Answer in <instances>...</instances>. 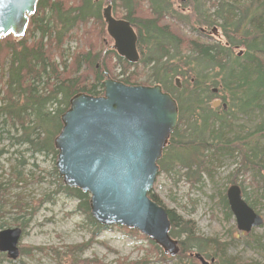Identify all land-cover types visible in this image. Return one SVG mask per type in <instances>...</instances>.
<instances>
[{
    "label": "trees",
    "instance_id": "16d2710c",
    "mask_svg": "<svg viewBox=\"0 0 264 264\" xmlns=\"http://www.w3.org/2000/svg\"><path fill=\"white\" fill-rule=\"evenodd\" d=\"M107 2L111 9L124 8L121 17L137 34V61L130 62L119 56L113 47L107 52L116 57L121 67L123 76L119 80L128 85L158 83L177 102L178 122L157 161L159 172L171 173L178 168L185 179L193 183L205 172L211 174L214 162L227 156L235 161L230 182L238 181L244 190L249 178L264 194V119L260 118L254 126L238 122L240 117L250 118L255 111L264 114V0H181L180 9L190 10L194 23L174 7L172 0ZM144 2H147L146 8H143ZM100 9V0L72 3L38 0L27 28L39 31L36 40L26 42L21 37L14 41L10 35L0 39V53L4 44L10 51L0 117L19 123L22 132L16 141L26 143L36 153L56 157L53 138L62 127L60 116L68 108L72 95L79 92L92 96L103 94L102 84L108 68L105 59L100 61L97 53L81 51L72 58L70 69L62 61L54 60L55 55L60 59L63 43L79 24L86 25L91 19L98 25L102 23ZM207 27L216 33L219 28L222 40L204 39ZM82 64L84 71L80 68ZM130 68L133 71H129ZM172 79L177 84L172 85ZM40 81L45 83L44 91L37 90ZM170 86L175 89L174 93ZM211 87L216 89L226 107L207 105L206 101L213 95ZM53 171L61 179L56 167ZM60 187L64 194L78 199L76 207L85 214L93 236L107 228L91 217L87 192L62 182ZM148 195L163 205L153 190ZM220 201L226 217H231L225 194ZM166 211L171 226L169 235L178 239L180 247L172 257L178 259L177 264H200L190 252H197L205 259L214 257L213 264H258L252 260L239 261L234 256L225 258L228 243L199 235L191 220L183 219L174 210L166 208ZM23 222L21 227L27 220ZM119 228L130 235H143L134 228L122 225ZM144 238L161 257L170 258L152 240ZM29 250L27 248L28 253ZM21 253L24 249L19 250ZM89 262L104 264L95 260ZM145 263L147 260L143 258L116 260L115 264Z\"/></svg>",
    "mask_w": 264,
    "mask_h": 264
},
{
    "label": "rangeland",
    "instance_id": "374dc122",
    "mask_svg": "<svg viewBox=\"0 0 264 264\" xmlns=\"http://www.w3.org/2000/svg\"><path fill=\"white\" fill-rule=\"evenodd\" d=\"M75 1L68 0L69 3ZM107 1L100 0V12L109 4ZM172 1L174 7L194 23L191 11L180 9L181 0ZM146 5L147 2H144L143 8ZM123 12L122 6L111 9L115 18H121ZM211 27L204 28V39L222 40L221 30L218 28L216 33ZM38 36V30L27 29L22 38L31 42ZM17 39L12 38L14 41ZM112 42V38L106 34L103 19L99 25L91 19L86 25L79 24L74 28L62 45L60 59L55 55L54 60L57 63L62 61L68 68L76 54L81 51L94 52L98 54L100 61L105 59V67L108 68L106 75L119 80L123 76L120 73L121 67L116 62V57L107 55L108 50L113 47ZM1 47L0 103L10 63L9 48L5 44ZM80 68L84 71L83 64ZM129 71L133 69L130 68ZM174 84L177 83L172 79V85ZM36 86L38 91H44L45 83L40 81ZM170 87L174 93L175 89ZM180 88L178 81V89ZM212 88L214 89H210ZM212 93L206 101L208 106L216 98L221 100L217 91L212 90ZM54 107L55 104L52 105ZM251 115L250 118L240 117L238 122L254 126L260 118L264 119V114L260 111ZM19 125L14 119L0 117V229L19 226L23 231L18 243L19 250L24 249V253L18 259L10 261L5 253L0 252V264H93L89 262L92 260L115 264L116 260L132 261L143 258L147 260L145 264H177V258L161 257L150 248L144 238L146 235H130L118 225H109L93 236L85 214L76 207L78 199L67 196L61 190L62 178L56 177L53 171L56 157L36 153L26 143L16 141L22 132ZM234 162L231 157L218 158L210 168L211 174L205 172L199 181L193 183L186 180L178 168L171 173L158 171L151 190L166 208L174 210L183 219L191 220L199 235L218 238L228 243L223 255L225 258L234 256L239 261L252 260L264 264V224L251 228L248 233L240 232L233 216L226 217L220 201L228 186L239 185L238 181L231 183L229 180L233 175ZM250 180L246 179L244 184H249H243L244 190L239 185L240 190L246 193H242L243 197L264 218L263 191L255 183L251 184ZM25 219L27 223L21 227ZM27 248L30 249L29 253Z\"/></svg>",
    "mask_w": 264,
    "mask_h": 264
},
{
    "label": "water",
    "instance_id": "95a60500",
    "mask_svg": "<svg viewBox=\"0 0 264 264\" xmlns=\"http://www.w3.org/2000/svg\"><path fill=\"white\" fill-rule=\"evenodd\" d=\"M37 2L0 0V38L9 34L21 38ZM101 14L116 53L137 61L133 26L115 18L111 4ZM102 85V95H72L60 116L62 127L53 138L58 176L63 185L88 193L90 215L97 223L134 228L174 257L180 247L178 239L169 235L166 208L148 193L158 175L157 161L178 122L177 102L158 83L128 85L106 75ZM217 105L219 100L211 102ZM226 199L237 229L249 232L262 224L261 215L243 199L238 184L227 187ZM21 236L20 227L0 229V252L16 259ZM194 257L200 264L214 261L198 253Z\"/></svg>",
    "mask_w": 264,
    "mask_h": 264
},
{
    "label": "flooded vegetation",
    "instance_id": "af4514ba",
    "mask_svg": "<svg viewBox=\"0 0 264 264\" xmlns=\"http://www.w3.org/2000/svg\"><path fill=\"white\" fill-rule=\"evenodd\" d=\"M261 217H262V224H264V222H263L264 218H263V216H262V215H261ZM262 224H261V225H262ZM17 227H19V226H17ZM21 230H22V229H21ZM239 231H240V232H242V233H248V232H244V231H241V230H239ZM192 254H193V253H192V252H190V254H189V255H192ZM5 255H6V254H5ZM211 258H213V259H214V257H210V258H207V259H211ZM207 259H206V260H207ZM12 261H13V260H12ZM213 262H214V261H213ZM213 262H212V263H213ZM212 263H211V264H212Z\"/></svg>",
    "mask_w": 264,
    "mask_h": 264
},
{
    "label": "bare ground",
    "instance_id": "6f19581e",
    "mask_svg": "<svg viewBox=\"0 0 264 264\" xmlns=\"http://www.w3.org/2000/svg\"><path fill=\"white\" fill-rule=\"evenodd\" d=\"M217 100H219L218 98H216ZM216 99H214V100H216ZM213 101V100H212ZM223 103V102H222ZM222 103H221V101L219 100V105H217L216 107H218V106H222L223 107V105H222ZM225 195H226V193H225ZM193 253V252H192ZM197 253V252H196ZM196 253H193L192 254V256H194V254H196ZM200 255V254H199ZM201 256V255H200ZM204 258V257H203ZM197 259H198V257H197ZM205 259V258H204ZM199 260V259H198ZM199 263H200V261H199Z\"/></svg>",
    "mask_w": 264,
    "mask_h": 264
}]
</instances>
